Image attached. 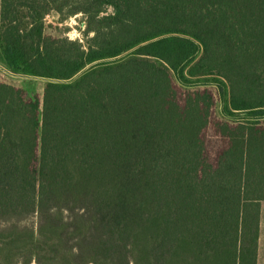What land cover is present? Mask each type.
<instances>
[{
	"label": "trees",
	"instance_id": "obj_1",
	"mask_svg": "<svg viewBox=\"0 0 264 264\" xmlns=\"http://www.w3.org/2000/svg\"><path fill=\"white\" fill-rule=\"evenodd\" d=\"M0 71V264H257L264 0H0Z\"/></svg>",
	"mask_w": 264,
	"mask_h": 264
},
{
	"label": "rangeland",
	"instance_id": "obj_2",
	"mask_svg": "<svg viewBox=\"0 0 264 264\" xmlns=\"http://www.w3.org/2000/svg\"><path fill=\"white\" fill-rule=\"evenodd\" d=\"M45 22L47 27V32L52 33L54 35L61 34L63 31V36H67L70 39H78L81 40L83 39L82 37V29L83 25L81 24V16H73L70 17L63 22H60L58 20V16L55 13H50L46 16ZM82 41V40H81ZM0 80L13 83L17 86L22 84V81L19 80L16 77H11L8 75H3L0 71ZM43 88V82L38 81L36 82V90L38 92H41Z\"/></svg>",
	"mask_w": 264,
	"mask_h": 264
},
{
	"label": "crops",
	"instance_id": "obj_3",
	"mask_svg": "<svg viewBox=\"0 0 264 264\" xmlns=\"http://www.w3.org/2000/svg\"><path fill=\"white\" fill-rule=\"evenodd\" d=\"M257 264H264V201L261 202Z\"/></svg>",
	"mask_w": 264,
	"mask_h": 264
}]
</instances>
